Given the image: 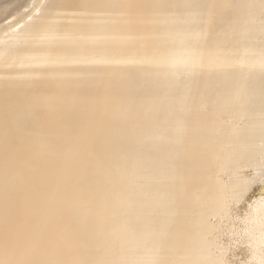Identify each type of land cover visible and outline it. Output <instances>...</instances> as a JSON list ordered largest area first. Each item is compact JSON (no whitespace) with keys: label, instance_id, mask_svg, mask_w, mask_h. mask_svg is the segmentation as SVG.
I'll return each mask as SVG.
<instances>
[{"label":"bare ground","instance_id":"obj_1","mask_svg":"<svg viewBox=\"0 0 264 264\" xmlns=\"http://www.w3.org/2000/svg\"><path fill=\"white\" fill-rule=\"evenodd\" d=\"M0 264H264V0H0Z\"/></svg>","mask_w":264,"mask_h":264}]
</instances>
